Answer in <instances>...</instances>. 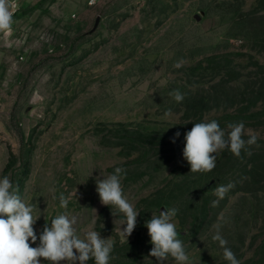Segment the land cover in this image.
Instances as JSON below:
<instances>
[{
	"label": "rangeland",
	"instance_id": "obj_1",
	"mask_svg": "<svg viewBox=\"0 0 264 264\" xmlns=\"http://www.w3.org/2000/svg\"><path fill=\"white\" fill-rule=\"evenodd\" d=\"M8 3L0 177L18 185L39 216L30 245L64 213L77 217L81 238L95 230L112 239L109 264H159L145 222L176 208L172 222L192 264H229L212 239L217 228L241 264H264V0ZM175 89L185 96L180 103L169 94ZM213 119L223 129L243 121L244 138L257 135L259 147L241 157L224 150L211 172L191 173L184 135ZM116 167L125 169L124 194L140 212L127 238L123 214L96 191V179ZM229 182L213 207V190Z\"/></svg>",
	"mask_w": 264,
	"mask_h": 264
},
{
	"label": "clouds",
	"instance_id": "obj_2",
	"mask_svg": "<svg viewBox=\"0 0 264 264\" xmlns=\"http://www.w3.org/2000/svg\"><path fill=\"white\" fill-rule=\"evenodd\" d=\"M11 24L12 13L8 0H0V31L10 30ZM182 64V61L177 62L174 67L180 68ZM169 94L177 103L185 98L179 89ZM179 136L180 133L177 132L175 137ZM244 136L243 121L228 123L226 129L221 128L214 119L193 124L191 130L184 135L183 149V157L190 165L191 173L211 172L216 167L217 156L224 150L230 151L236 157H241L242 151L251 155L250 147H259L258 136L250 133L247 139ZM125 175V169L116 167L111 174L103 175V179H96V191L103 205L114 206L118 213L123 214L121 225L126 227L120 231L127 238L136 228L140 212L124 194L121 181ZM233 187L232 182L218 185L213 190L217 197L213 201V207L218 206L219 201ZM69 199L60 193V207L67 208ZM33 211L32 205L23 202L19 186L14 185L8 176L0 177V264H41L40 258L50 264H60L61 261H66L67 264H87L89 260H94L95 264H109L110 259H116L112 255L114 243L110 237L101 238L98 231L91 230L81 238L75 227L77 217L64 213L52 218L50 225L45 223L39 235V245L32 247L29 241L35 244L38 239L33 225L39 217H35ZM177 211L176 208H164L158 215L152 214L151 219L145 222L153 245L149 255L155 257L159 264H165L169 257L176 264H192L183 241L178 238L176 225L172 222ZM212 239L219 242L223 257L229 264H241L231 248L227 247L228 241L219 228Z\"/></svg>",
	"mask_w": 264,
	"mask_h": 264
},
{
	"label": "water",
	"instance_id": "obj_3",
	"mask_svg": "<svg viewBox=\"0 0 264 264\" xmlns=\"http://www.w3.org/2000/svg\"><path fill=\"white\" fill-rule=\"evenodd\" d=\"M95 26H96V24L94 25V27H93V29H92V30H94Z\"/></svg>",
	"mask_w": 264,
	"mask_h": 264
}]
</instances>
